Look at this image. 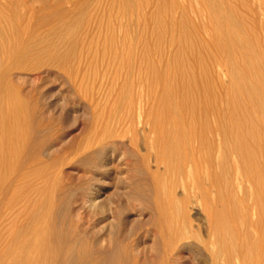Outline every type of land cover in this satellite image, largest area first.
<instances>
[{
	"label": "rangeland",
	"instance_id": "1",
	"mask_svg": "<svg viewBox=\"0 0 264 264\" xmlns=\"http://www.w3.org/2000/svg\"><path fill=\"white\" fill-rule=\"evenodd\" d=\"M25 29L10 37L11 59L0 67L8 117L0 125V190L9 187L0 199L15 202L0 207V217L9 216L0 228L6 260L13 238L25 239L26 214L58 203L66 190L79 230L115 238L126 225L137 264H213L212 250H221L215 264H227L222 253L232 245L242 250L229 263L264 264V241L253 234L212 244L213 225L244 227L246 214L234 209L251 207L230 175L219 189L217 152L200 147L203 125H213L233 83L264 81V0H27ZM88 198L94 206L81 204ZM172 199L179 206L170 207ZM160 225L189 235L190 252L164 262Z\"/></svg>",
	"mask_w": 264,
	"mask_h": 264
},
{
	"label": "bare ground",
	"instance_id": "2",
	"mask_svg": "<svg viewBox=\"0 0 264 264\" xmlns=\"http://www.w3.org/2000/svg\"><path fill=\"white\" fill-rule=\"evenodd\" d=\"M26 26H27V0H0V53L2 52L1 51L2 48L4 47L9 48V52L8 51L6 52L4 50V52H6L7 54L6 56L0 55V67L6 62L7 64L10 62V59H11L10 37H13V36L15 37V36H19L23 34L24 33L23 31L26 30L25 29ZM231 89H233L231 96L224 97L222 95L220 100H222V103L225 100L226 101L224 102V104H222L221 110L218 111L216 115L214 116L213 125H209V122H205V126L203 125V127L205 128L204 129L205 131L203 129L202 130L204 132H207L208 136H204V137L202 136L203 138L201 139L200 147L202 145H205L204 147L208 148V150H215L217 152L216 162H217L218 167L220 168V172L218 173V176L216 175L217 176L216 181L219 185V189H221L220 187L227 188V186L230 184L227 176L230 175L232 178L231 180L232 183L234 184L236 182L239 189L244 192V197L246 195L248 196V199H249L248 205L251 207V211L249 214L247 212V209H245L244 205H242V203L239 202V207H235V209L234 208L233 209L235 210V214H239L241 217H244L246 214V221H245L246 225L244 227L243 225H241L243 228L240 225H239L240 226L239 228H235L233 226L232 228L231 227L223 228V225L221 224H219V226L213 225V227L210 228L212 232L211 235L214 238L212 240V244L218 245L219 247L222 246V244L224 243L228 244V247H229V244L231 243H234L235 245V241L237 239H240V237H243V238L248 237V236L251 237L252 234L254 235L255 238H260L262 239V241H264V81H258V82L251 83V84L245 83V82H235L233 83V86ZM10 110H11L10 113L11 112L16 113L18 111H21V109L20 108L18 109L17 107H11ZM217 110H218V107H217ZM2 113L4 112L2 111V108H1L0 109L1 127L4 126V125L2 126L3 120L7 122V120H5L6 116L4 117ZM211 114H212V111H211ZM6 118L8 119V117ZM6 122H4V124ZM172 146L170 147L171 149H172ZM174 146L179 149L178 146L176 145ZM187 153L188 152H185V154ZM174 154H175V151H174ZM179 155L181 154L177 152V156ZM185 159H187V156ZM158 161L159 160L157 159V162ZM188 162L191 163V165L189 166L190 169L193 168V165H195V162L192 160H187V163ZM212 162L213 161H211V158L206 159V163L207 165H209L208 167H210ZM165 168H168V167H165ZM178 173L183 175V170L179 169ZM208 174L209 173H207V175ZM211 181L213 182V180ZM211 181L209 182L212 183ZM195 184L196 183H193V185ZM245 184H247L248 187L244 188ZM7 188L9 187L7 186L6 188L0 190V194L2 196L6 195V193L9 191V189ZM90 198L82 200L81 204L87 205V202H90L91 203L90 205L94 206L96 202L95 200H93V198L92 199ZM230 198L233 199L232 197ZM13 202L14 201L11 202L10 200L5 202L0 199V207L1 208L4 207L3 211L5 209L11 210L13 206L12 205ZM224 202H222L223 204L221 203L222 208L225 207L223 206ZM170 204H171L170 207L172 208L175 206H179L177 199L170 200ZM70 205H71L70 198H69V195L67 194V191L65 190L62 196L59 198L58 203H55L52 205L51 203L48 205L43 204V205L36 207V209L38 208L37 210L34 209L33 211H30L29 213H27L26 214L27 224L24 225L22 229L25 239L21 241L20 237L13 238V243L16 244L15 249H13L14 257L11 258L10 260H6V256L4 253L5 251H4L3 253H0V264H137V261L134 258V254H133L134 252L127 241L128 236H129V230L126 228V225H124L123 222L120 223L119 231L115 238L110 237V234L108 238H106L107 235L102 234V229H97L91 232H88L86 228L79 230L77 228L78 225L75 224L73 220L69 219V211L71 208ZM26 207L28 206L26 205ZM207 207L209 208V204ZM43 209L46 210L45 211L46 215L44 216V218L42 217L44 221L37 222L36 219L41 214ZM172 210H175V209H172ZM213 213H215V211ZM0 218H1L0 228L2 229L6 225H8L9 216L8 217L2 216ZM182 219L183 221L186 220L185 215H183ZM86 221H88V219H86ZM170 222L172 221L170 220ZM225 229H227L226 230L228 231L227 233H224ZM2 230H0V241L2 237L4 236L2 234ZM160 231L161 233L163 232V234L166 236V239H167L166 242L164 243L165 246L163 248V253H164L163 261L164 262L166 263L175 262L176 256L180 255L183 251L190 252L192 245L188 242L184 243L183 241L187 239L189 235L187 236L186 233L179 231L177 228H175L172 225H168L167 229L166 228L163 229V227L160 225ZM104 241H105V245H103ZM205 244L207 245L206 242ZM223 248H226V247H224L223 245ZM241 250L242 249L238 251L233 245L229 248H226L225 252H223L222 255L225 254L224 257L225 258L228 257L227 264H232V263H229L231 261V257H234L237 254H239ZM220 251H217V250L210 251V258L213 264H215L216 260L219 258ZM173 252L177 254H174ZM9 254L10 253H8V255Z\"/></svg>",
	"mask_w": 264,
	"mask_h": 264
}]
</instances>
